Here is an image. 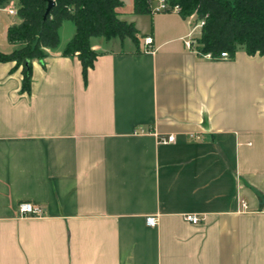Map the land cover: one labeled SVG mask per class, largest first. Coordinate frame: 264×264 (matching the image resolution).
Segmentation results:
<instances>
[{"label":"crops","instance_id":"1","mask_svg":"<svg viewBox=\"0 0 264 264\" xmlns=\"http://www.w3.org/2000/svg\"><path fill=\"white\" fill-rule=\"evenodd\" d=\"M133 8L120 19L139 45L92 38L87 79L63 56L69 20L31 61L30 92L23 66L0 62V264H264V57L212 60L186 45L202 30L192 18ZM9 10L0 4L7 55L20 48ZM21 202L45 216L20 217Z\"/></svg>","mask_w":264,"mask_h":264},{"label":"trees","instance_id":"2","mask_svg":"<svg viewBox=\"0 0 264 264\" xmlns=\"http://www.w3.org/2000/svg\"><path fill=\"white\" fill-rule=\"evenodd\" d=\"M6 1L0 0V4ZM11 1L17 3L20 22L8 29L7 40L20 48L8 55L0 53V62L23 66L24 92L31 88V61L45 59V49L59 46V30L68 20L76 26V34L63 56L80 60L85 79L99 56L91 47L92 38H129L136 46L140 42L136 26L120 19L124 0H54L56 5L46 19L45 12L53 0ZM170 4L181 9L182 19L195 14L196 25L205 23L197 41L202 54L228 53L233 59L243 48L251 56L259 53L264 57V0H170ZM133 10L137 15L151 13L148 0H134Z\"/></svg>","mask_w":264,"mask_h":264},{"label":"built area","instance_id":"3","mask_svg":"<svg viewBox=\"0 0 264 264\" xmlns=\"http://www.w3.org/2000/svg\"><path fill=\"white\" fill-rule=\"evenodd\" d=\"M148 2L150 6H152V4L154 3L156 4L153 10L157 12H164V13H168V12L180 13L181 12V9H179L177 6L173 7L170 4V0H148ZM9 13L12 15H17V10L10 9ZM204 25L205 23L203 21H199L197 25H195V29H197L198 27L202 28ZM143 39H144L145 51L151 50L154 44V39H152V37L150 36H146ZM186 45L191 50H195L196 47L198 46V44L195 41L188 42L186 43ZM207 56L212 60L215 59V60L227 61L228 59H231V56L228 53H222L220 56H212L211 54H207ZM160 140H161V143H172V141H174L175 139L172 136L167 139L162 138ZM242 207L243 209L246 208V202L242 203ZM17 212L20 217L37 218V217L45 216L44 215L45 210L43 209V207H41L40 205H36L34 203H30V202L19 203L17 206ZM184 221L192 225H198L199 223L202 222V219L200 218V216L196 214L188 213V215L184 216ZM158 222H159V219L158 217H155V216H149L146 219V224L150 227H157Z\"/></svg>","mask_w":264,"mask_h":264},{"label":"rangeland","instance_id":"4","mask_svg":"<svg viewBox=\"0 0 264 264\" xmlns=\"http://www.w3.org/2000/svg\"><path fill=\"white\" fill-rule=\"evenodd\" d=\"M124 2H126V6H130V4L132 3V0H124ZM4 5L6 7H8L9 9H14V10H17L18 11V6H17V3L16 2H13L11 0H8L4 3ZM156 6V4H152V8L154 9V7ZM189 18H192L193 20H196V15H192L191 17ZM70 24L71 26H73L72 22L68 23ZM141 25H142V29H147V28H152V21H151V17L149 16H143L141 17ZM69 30H71V28L69 26H66V28L64 29V32L62 34V37L65 38L66 36V33L68 34ZM66 32V33H65Z\"/></svg>","mask_w":264,"mask_h":264},{"label":"water","instance_id":"5","mask_svg":"<svg viewBox=\"0 0 264 264\" xmlns=\"http://www.w3.org/2000/svg\"><path fill=\"white\" fill-rule=\"evenodd\" d=\"M56 5V3H55V1L53 0V1H51L50 3H49V6H48V8H47V10H46V14H45V19L48 17V15L50 14L49 12L51 11V9H53V7Z\"/></svg>","mask_w":264,"mask_h":264}]
</instances>
